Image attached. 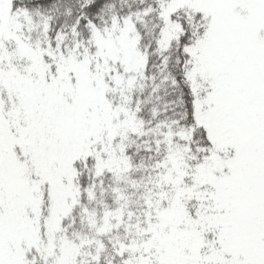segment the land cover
I'll list each match as a JSON object with an SVG mask.
<instances>
[{"label": "snow or ice", "instance_id": "obj_1", "mask_svg": "<svg viewBox=\"0 0 264 264\" xmlns=\"http://www.w3.org/2000/svg\"><path fill=\"white\" fill-rule=\"evenodd\" d=\"M0 264H264V0H0Z\"/></svg>", "mask_w": 264, "mask_h": 264}]
</instances>
